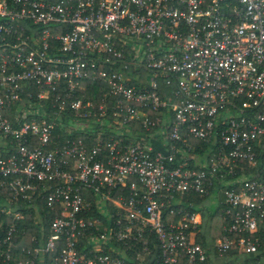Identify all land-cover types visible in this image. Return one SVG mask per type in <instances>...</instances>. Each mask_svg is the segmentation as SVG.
<instances>
[{
  "label": "built area",
  "instance_id": "obj_1",
  "mask_svg": "<svg viewBox=\"0 0 264 264\" xmlns=\"http://www.w3.org/2000/svg\"><path fill=\"white\" fill-rule=\"evenodd\" d=\"M0 189L14 220L52 213L13 264H205L187 195L209 191L218 255L264 264V0H0Z\"/></svg>",
  "mask_w": 264,
  "mask_h": 264
},
{
  "label": "trees",
  "instance_id": "obj_2",
  "mask_svg": "<svg viewBox=\"0 0 264 264\" xmlns=\"http://www.w3.org/2000/svg\"><path fill=\"white\" fill-rule=\"evenodd\" d=\"M105 90V85L86 80L82 81L78 85V87L75 89L74 96L78 99H82L83 102H90L93 105L94 110L96 111L97 106L101 103V95L105 92ZM148 115L150 117H153L150 112H148ZM95 118L96 116L89 119L91 122H93L91 124H95ZM79 121L83 122L82 119H80ZM62 123L65 122L63 121ZM125 130L127 131V135L128 132L131 133L128 138L129 140H133L132 138H135L136 135L140 136L142 134L141 127L135 123H131L130 125H128L124 130L121 131V133L126 134ZM116 132L113 131L111 133H105L104 135L107 138L108 135L115 136ZM150 132H153V130H151ZM65 133L62 130H59V127H56L53 134L58 135L61 140L65 137ZM96 135L97 133L94 131L81 130L72 132L70 138H80L84 140L85 143L89 144L90 139L95 137ZM192 143L196 146H199L196 141H192ZM194 153H197V150H195ZM200 155L202 158H204V148L200 150ZM237 172L238 171H236V173ZM121 193L124 196L126 194L125 191H121ZM209 194L200 197L193 194L187 195V198L192 204V207L187 208V210L189 212H199L201 216L200 224L195 233V241L198 242L206 250L207 259L205 261V264H232V262H230L229 260L231 255H235L237 251L236 247L233 246L230 251H227L220 256L213 247L214 240L219 237L226 223L223 220L222 209L224 208V206L221 204L223 200L221 194L215 191H209ZM8 197H10L9 192L6 189H0V251L9 246L12 249L11 264H13L17 260H24L26 258L24 254H20V251L22 249H31L32 247H36L44 241L41 232L46 230L48 222L47 217L51 216L52 213L48 211V209L43 205H40V211L37 214L31 208L24 206L21 209L16 210L20 212L21 218L14 220L10 216H6L4 214V211L6 209H13L14 207L8 206V204L6 203L5 199ZM111 197H115V193L111 194ZM96 214L97 210L95 209H92L91 213H89V215L92 216ZM10 225H13L14 227V232L11 234L10 238L11 240L6 243H2V240L5 237V233ZM40 228H42V231L40 230ZM32 238H34V240H32ZM38 260L39 259L36 258V262ZM49 260L50 255H44L41 259V263L40 261L38 263L49 264ZM233 260L236 261V258H234Z\"/></svg>",
  "mask_w": 264,
  "mask_h": 264
},
{
  "label": "rangeland",
  "instance_id": "obj_3",
  "mask_svg": "<svg viewBox=\"0 0 264 264\" xmlns=\"http://www.w3.org/2000/svg\"><path fill=\"white\" fill-rule=\"evenodd\" d=\"M103 125L106 126V123L104 122ZM211 208H212V207H211Z\"/></svg>",
  "mask_w": 264,
  "mask_h": 264
}]
</instances>
